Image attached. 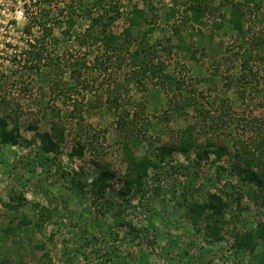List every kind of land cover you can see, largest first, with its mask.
<instances>
[{
  "label": "rangeland",
  "instance_id": "rangeland-1",
  "mask_svg": "<svg viewBox=\"0 0 264 264\" xmlns=\"http://www.w3.org/2000/svg\"><path fill=\"white\" fill-rule=\"evenodd\" d=\"M102 1L106 7L93 6L94 16L116 2L123 14V19L110 28L113 35L123 31L124 17L135 6L154 12L155 31L148 36V46L157 50L156 63L163 64H157L160 75L168 74L182 82L180 112L170 108L172 91H164L151 81L145 87L133 83L121 93L122 104L129 109L146 105L138 115L142 125L124 138L105 100L117 84H126L125 77L131 71L127 64L135 46L124 55L127 61L121 69L110 66V83H105L108 77L101 71L103 67L95 68L91 63L104 55L103 42L83 43L89 22L82 13H76L74 26L69 28L67 14L55 11L61 24L52 23L54 31L46 40V54L55 61L50 62L53 66L36 62L28 53L34 47L40 49L42 30L35 27L31 33L23 31L37 6H43L41 0H0V99L5 98L8 104L0 105V117L8 130L18 128L20 136L16 145L0 144V264H264V241L249 253L236 247L233 237V214L240 218L237 230L241 233L264 225V203H256L255 186L247 184L240 204H231V216L225 214L224 219L229 224L218 241L213 238L212 224L207 226L205 219L191 212L193 189H187L186 199L182 197L187 178L170 169L189 168L197 148L211 143L225 147L219 158L210 155L213 164L203 162L195 188L202 186L204 196L219 194L227 203L224 191L235 193L230 186L240 183L234 165L241 147L235 142H252L251 131L257 134L254 142L264 141V61L257 58H264V0ZM63 2L60 8H64ZM89 2L94 4L95 0ZM196 4L207 13L199 22L186 21L185 8ZM234 4H241L244 10L242 32L231 23ZM20 11H24L23 16ZM252 42L257 46L249 52ZM75 60L86 64L82 67L85 83L79 85L71 76ZM92 67L93 72L89 70ZM248 69L255 77H249L245 86L236 78L250 76ZM192 98L197 105L187 106ZM77 110L83 119L72 113ZM205 112L210 119L205 118ZM218 118L226 123L214 129L211 123ZM243 121H249L248 129L241 126H245ZM53 123L64 130L62 155L55 165L49 159L52 154L41 157L40 151V134H53ZM188 128L195 149L188 156L172 152L160 171L149 170L146 194L141 199L120 196V180L114 181L101 199L89 195V185L102 166L116 172L118 178L124 176L123 140L134 135L140 138L133 145L135 157L154 161L163 150L177 144ZM79 146L84 148L83 154L71 157ZM259 148L264 149L258 144L252 154L258 155L254 150ZM189 170L188 174L192 172ZM77 175L87 181L81 191L70 189ZM240 192L238 189L233 197ZM199 201L204 202L205 197Z\"/></svg>",
  "mask_w": 264,
  "mask_h": 264
},
{
  "label": "trees",
  "instance_id": "trees-1",
  "mask_svg": "<svg viewBox=\"0 0 264 264\" xmlns=\"http://www.w3.org/2000/svg\"><path fill=\"white\" fill-rule=\"evenodd\" d=\"M60 1L63 2L64 8H60L59 3ZM254 0H247V3H250ZM43 6H37L36 13L33 14L32 19H29L27 23L24 26V33L28 34L33 31L35 27H38L42 30V33L44 35V38L42 40V45L40 49L37 47H34V51L31 53H28L29 59H33L34 61H43L48 66H53L50 64V62L55 61L54 59L48 58V55L46 54L47 48L46 45H48V41H46L50 36H52V33L54 31L53 24L56 22L57 24H61L60 22H57L58 17H56V14L58 12V15H66V23L69 25V28H72L75 23V17H77L76 13H82V17L85 18L89 22L87 29L84 31V34L82 35L83 43H88V41L92 40L94 43L103 42V46L105 48L104 55L99 60L95 57L93 59L92 66L96 68L97 65L100 67H103L102 72H105L106 74V82L110 83V66H116V68L121 69L123 67V64L127 61L126 57H124L125 54L129 53V50L131 47L135 46V51L131 53L128 66L131 68L130 73L127 74L125 77L126 84H117L116 89H112L111 93L108 94L105 105L108 109V111H112L116 115V128L119 130L120 134L124 138H128V135L130 136L131 131L135 133L134 131L139 128L138 123V115L142 112V109L145 108L144 105L146 104H138L136 105V108L129 109L127 106H124L121 102V93L124 90H128L127 87L129 85H132L133 83H137L138 86L142 85V87H145V84L147 82L151 81L152 83H155V86H160L164 91L169 92L172 91L173 95L169 96V104H171L170 108L171 110L175 112H180L179 109H181L179 104L180 97H183L182 92V82H178V80L168 74L160 75V69L157 64L162 63H156L159 60L157 55V50L154 48H151L148 46V36L152 34L154 30V26L156 23L155 14L153 11L150 10H143L140 9L138 6H135L128 14H126L125 18V27L123 28V31L119 35H113L110 32V28L113 27L112 24H115L119 21V19H123V14L119 11V4L117 6V2L114 3V6L110 5L107 6V11L103 12L102 14H98L97 16H94V13L92 11L93 6H102L106 7V1L102 0H95L94 4H90L89 0H82L79 3L76 0H41ZM48 5V7L46 6ZM77 4V5H76ZM103 4H105L103 6ZM246 5V4H245ZM75 6V7H74ZM241 4H234V9L231 17V23L234 25L235 29L240 30L242 32V20L245 19V14L243 13L244 10L240 8ZM257 7V6H256ZM77 9V11H75ZM101 11V8H99ZM56 11V14L53 12ZM110 11L113 13V15H110L111 13H106ZM53 13V14H52ZM66 13V14H64ZM73 13V14H72ZM207 13V10L205 11V8L201 7V5H190L185 8V14H186V21L192 22L196 21L199 22L202 20L204 15ZM76 15V16H75ZM109 16V17H107ZM59 21V20H58ZM53 23V24H52ZM217 24V23H216ZM215 24V25H216ZM218 26L216 25V28ZM136 30V35L132 34V31ZM178 31V30H177ZM66 34H69V31H67ZM170 42V40H168ZM257 46L256 43H251V46L248 47V51L251 52L255 47ZM168 50V48H164L163 50ZM108 53H112V55H108ZM31 56V57H30ZM245 57V56H244ZM252 57L251 53L248 54V61ZM256 59L255 57H253ZM260 60L264 61L263 57H257ZM30 61V60H29ZM48 61V62H47ZM100 61V62H99ZM247 60H243L245 63ZM48 63V64H47ZM98 63V64H97ZM54 64V63H53ZM86 64L75 60L73 62V66H75V69H73L72 78L75 81L76 85L85 83V77L83 78L84 73L82 74V67ZM103 65V66H102ZM56 66V65H55ZM91 66V65H90ZM163 66V64H162ZM161 66V67H162ZM36 67V66H32ZM94 67L89 68V70H94ZM241 67H245V65L242 63ZM88 70V71H89ZM249 75H244L242 78H236L239 80V83L242 85H249L248 78L251 77L253 79L255 77V73L253 74V71L248 69ZM61 72V71H59ZM86 75V74H85ZM243 80V81H241ZM150 82V83H151ZM244 82V83H243ZM241 88L244 87L240 86ZM244 93V92H243ZM188 100V99H186ZM189 103L187 106H196L197 102L196 100H188ZM6 104L7 101L5 98L0 99V105ZM6 104L5 106H7ZM141 106V107H140ZM196 108V107H195ZM0 109L2 107L0 106ZM79 116L80 119H83V116L81 115L80 111H73L72 113H76ZM72 114V115H73ZM59 115V114H58ZM57 115V116H58ZM76 115V114H74ZM205 118L210 119V117H206L209 115V112H205ZM212 119V118H211ZM237 120L240 121V119ZM244 122V121H243ZM249 121H245V126L242 124V127H246L248 129V123ZM225 120H218L216 122L213 121L211 123L212 128L218 129L222 126V124H225ZM55 123L52 125V133H43L40 134V144L41 148L40 151L42 153L41 157L50 156L52 154V157L49 158L51 164L54 165L57 163V161L60 160L59 156L62 155V149H61V143L64 141V130L59 129L56 127ZM54 126V127H53ZM7 123L5 119L0 117V144L1 145H7L12 144L16 145L20 141V136L18 133V128L8 130L7 129ZM251 140H239L236 141L235 144L240 145L241 155H237V164H235L236 173L239 175V181L240 183L237 185H231V190H235L234 192H229L227 189L224 191V195L227 198L228 202L226 203L219 194H205L203 193L202 186L199 188H195L198 181L201 178L202 173V165L203 162H206L207 164H213L214 162L211 161L210 155H214L215 157L219 158L223 154V151L226 150L225 147H216L215 144H207L204 147L197 148L194 159L190 161V167H182L180 168L171 166L170 169L175 174H179L181 176H185L187 178V185L184 188V193H182V197L186 199L187 197V189H193L194 192V200L189 202V206H191L192 214L197 215V217L205 219L207 221V226L212 224L214 232V239L215 240H221L223 239L221 237L222 231L225 230L226 226L229 224V222L225 221V214L230 215V211H232V205L233 203H237V205L240 204L242 196V191L245 188V186L248 184L250 186H255V199L256 203L258 201H261L264 203V169L262 166H264V162L262 160L264 149H258L257 151L254 150V152H258V155L252 154L253 147L254 149L258 146V144L261 147H264V141L258 140L254 142V137H256V133L254 131H251ZM254 134V135H252ZM135 136V135H134ZM132 136L127 140L122 141V153H123V161L126 166V170L124 173V176L122 178H118L116 172H113L110 170L107 166H102L99 170L98 175L94 180L90 183V189H89V195L92 196V198L95 200V198L101 199L100 197L103 196V193L107 191L111 186L112 183L116 180H120L121 187L118 190L119 195L126 198L129 196L136 197L141 199L140 197H143L145 193V190L147 189L148 185V178L151 173H149V170L152 171H160L162 163L165 164V158L170 155L172 152L180 153L184 156H188V153L195 149L194 141L191 133V129L188 128L185 131H183L180 135V138L173 147H170L169 149L163 150V154L161 157H159V160H138L134 155V148L133 145L136 143H139L140 138H136ZM258 143V144H257ZM83 147H75L73 150V153L70 155L71 157L80 156L83 154ZM243 154H247L249 156H245ZM251 155V156H250ZM253 155H256L260 159L258 161H255V158ZM48 159V160H49ZM249 159V160H248ZM257 167L260 171L254 172L251 167ZM192 170L189 174L187 173ZM184 170V171H183ZM186 170H188L186 172ZM219 170H222L219 168ZM183 171V172H182ZM158 173V172H157ZM219 175V173H218ZM77 178L72 179L71 181L73 183L71 188L72 190L81 191L84 189L87 181L83 180L82 175H77ZM161 176L158 175V179L160 180ZM220 177L217 176V180H219ZM186 183V182H185ZM230 185V183H228ZM227 187V186H226ZM240 190V194H238V198H234L233 196L236 195L237 190ZM157 189H154V192L157 193ZM205 197L204 202H200L199 200H202ZM233 197V199H232ZM235 199V200H234ZM110 208V207H109ZM227 211V212H226ZM216 216L218 217V220L216 219ZM222 217L219 219V217ZM231 216V215H230ZM234 219V245L238 248L245 249L249 253H254L255 249L259 246L260 241H264V225H261L257 228V230H253L251 232H245L241 233L237 230V224L240 220L237 215L233 214ZM212 222H210V221ZM221 221V222H220Z\"/></svg>",
  "mask_w": 264,
  "mask_h": 264
},
{
  "label": "built area",
  "instance_id": "built-area-1",
  "mask_svg": "<svg viewBox=\"0 0 264 264\" xmlns=\"http://www.w3.org/2000/svg\"><path fill=\"white\" fill-rule=\"evenodd\" d=\"M19 15H20V16H23V15H24V11H20V12H19Z\"/></svg>",
  "mask_w": 264,
  "mask_h": 264
}]
</instances>
